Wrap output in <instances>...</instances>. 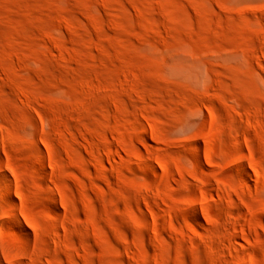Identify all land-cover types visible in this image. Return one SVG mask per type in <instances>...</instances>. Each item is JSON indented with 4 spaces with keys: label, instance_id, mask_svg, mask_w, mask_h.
<instances>
[{
    "label": "rangeland",
    "instance_id": "1",
    "mask_svg": "<svg viewBox=\"0 0 264 264\" xmlns=\"http://www.w3.org/2000/svg\"><path fill=\"white\" fill-rule=\"evenodd\" d=\"M0 264H264V0H0Z\"/></svg>",
    "mask_w": 264,
    "mask_h": 264
},
{
    "label": "bare ground",
    "instance_id": "2",
    "mask_svg": "<svg viewBox=\"0 0 264 264\" xmlns=\"http://www.w3.org/2000/svg\"><path fill=\"white\" fill-rule=\"evenodd\" d=\"M239 167H243V165L242 164H239ZM6 175H7V170L5 169V171H4V177H6Z\"/></svg>",
    "mask_w": 264,
    "mask_h": 264
}]
</instances>
